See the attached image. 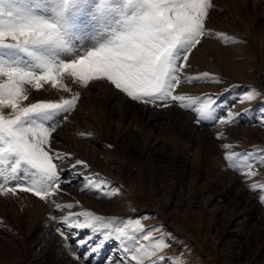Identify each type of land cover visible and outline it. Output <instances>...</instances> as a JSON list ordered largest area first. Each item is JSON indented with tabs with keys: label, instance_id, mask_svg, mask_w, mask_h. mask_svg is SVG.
Listing matches in <instances>:
<instances>
[{
	"label": "rangeland",
	"instance_id": "374dc122",
	"mask_svg": "<svg viewBox=\"0 0 264 264\" xmlns=\"http://www.w3.org/2000/svg\"><path fill=\"white\" fill-rule=\"evenodd\" d=\"M249 2L247 6L241 7L238 1V6L233 3L229 4L230 11H228L236 17L235 24L237 27L227 25V29L221 30L217 26L219 29L216 30L207 22V18H209L207 16L205 32L200 38V44L206 38L216 41L218 53L221 52L229 64H236L234 62L236 58L231 56L232 52L228 50L229 46H239L238 50L241 52L242 60L247 67L245 68L247 80L243 83L234 82L225 85L229 81L228 78L223 79L220 73L212 69H199L194 72L191 68L190 53L189 67L180 73V83L173 92V95H183L185 100L173 101L169 99L166 102H157L155 106L161 107L168 103V106L174 105L181 110L192 113V110L194 111L199 105V101L196 104L192 103V98L201 97L204 94H223L222 99L225 103L221 105V108L216 112L217 114L209 112L199 120L211 119L217 126L226 129L231 124L220 123L215 117L218 115L221 119H226L224 107L231 106L232 102L242 94H247L250 89L264 94V15L258 18L260 9L253 7L255 5L252 4L254 0H249ZM3 8L5 12L12 8L20 9L22 13L55 23L59 28L62 42L58 44H17L14 41H5L0 44V66L35 70L38 73L43 71L42 68L35 67L40 63L39 58L41 57L55 65L57 61L71 63L73 60L86 59L93 52L102 56L101 50L104 47L114 46L118 42L117 37L120 34L126 33L131 26L140 22L150 11L146 0H10V3L9 0H5ZM212 8H216L213 2ZM124 16H131L136 23L126 25L125 31L118 30L115 33V29L118 28L115 24L118 21L121 24L120 20ZM118 17L120 20L117 19ZM0 19H7V17H0ZM231 21L228 19V22ZM213 31L219 33L218 39L212 37ZM220 37L226 39L220 40ZM212 52H214V48ZM67 72H71V70H62L59 74L54 72V75L57 76L56 85L62 84L59 77ZM203 72L218 77L220 82L211 80L189 82L187 80V77H196ZM2 79L4 80L2 81ZM103 79L108 80L105 75L96 76L93 80L100 81ZM2 82H6V78H0V83ZM108 82L117 88L111 81ZM46 84L52 87L56 86H53L50 81H41L40 88H36L34 84H24V91L28 95V100H24V106L38 101L62 103L65 99L68 100L69 97L67 98V96L52 98L49 91L45 89ZM193 84H215L222 85V88L220 91L214 89L199 91L191 88ZM65 88L67 90V86ZM119 90L123 92L121 89ZM180 104L187 105V107H180ZM95 109L97 112H101L97 108ZM242 109H250V115L245 117L244 121L241 120L235 124L259 127L264 134V125L258 122L264 119V95L258 96L249 103L237 104L235 111ZM60 116L62 113H56L53 119L60 118ZM63 121H67V118H64ZM49 123L50 121L45 122V126H49ZM115 128L116 126H113V129ZM162 128L164 130L158 132L160 142L156 144L154 150L162 156L163 160L172 165L169 168L154 167L150 163L139 159L135 160V158L128 157L126 153H122V159L129 163V173L125 170L128 169L127 167L124 172L120 169H113V177L107 174L109 179L103 178V180L101 178L106 173L96 170L99 174L95 172L96 178L101 179L98 182L99 185L92 184L93 180L97 182V179L94 178H92V183H89L91 181L87 180L86 172L81 171V173H76L73 176L77 178V183H82L81 194L102 201L117 198L120 200L117 208L107 211L105 214L94 207L87 206L78 198L77 200L73 199V202L71 199L68 200L66 198L68 195L64 191L55 195L56 197L50 198L51 200H58L56 202H61V204H75L76 202L80 204L78 207L60 212L61 214L56 216L57 221L63 214L67 215L69 211L92 212L104 218L102 221H90L95 231L85 228L80 232L77 239H86L90 234L92 235V239L83 247L73 243L71 237L68 241L71 246L65 247L66 242L61 238L59 232L54 231V229L61 227L56 220V225H53L51 221L53 219L48 217L30 216L24 208L16 203L15 196L0 194V264H88V261L93 259L95 264H107L110 259L117 260L118 264L117 258H123L125 255L124 251H121L124 245L135 250L129 252V257L139 253L143 257L144 264H149L150 260L156 259V256L151 255L153 252L163 257L160 264H168L169 259L174 264H264V203L261 202L259 187L257 190H251L252 184L259 186L264 183V151H262L264 150V142L244 136L238 141L228 136L223 143L224 145L216 147L204 142L201 139L202 136L198 134L197 147L191 151L188 150L189 153H187L188 151H182L181 138L171 133L169 138L172 139L168 140L167 131L169 130H166L165 126ZM135 136L137 135L133 136L129 133V139L132 141L130 144H134L132 147L138 149L144 145V141L137 139L138 137L135 138ZM79 138L83 139L84 136H79ZM126 139L128 140V138ZM225 144L231 145L225 147ZM110 148L111 145H107L101 149L109 153ZM55 149L57 152H63L57 147ZM219 152L222 154L221 156H219ZM69 154L71 153L69 152ZM227 156H231L232 159H226ZM69 157H66L62 164H67L70 161ZM221 157L224 164L223 170L244 176L246 178V192L256 197L257 208H255V212L248 222L246 219H239L241 212H243V207L240 205L243 204L237 202L235 196L237 193L242 194L241 189H239L240 184L233 188V192H230V189L224 191L223 187L227 185V181L222 176L221 170H218L219 158ZM249 165L251 168L248 167ZM13 166L11 158L0 161V168L10 171ZM185 169L189 170L186 171L188 174H185L187 177H182L180 172ZM248 171H252L256 175H246L245 173ZM19 175L25 176L23 167L19 170ZM25 179L27 184L31 183L30 179L27 177ZM173 183L178 187L172 186ZM12 186L9 184V187ZM64 186L67 184L61 187L63 190ZM222 191L225 194L224 199L217 196ZM17 194L36 197L32 193L18 191ZM179 195L183 196L184 204L179 203L176 207L173 199ZM242 196L248 197L246 194H242ZM36 199L40 198L36 197ZM65 212L67 213L65 214ZM50 216L55 215L50 214ZM81 219L84 218L81 217ZM136 219L140 220L143 229L135 223H129V221ZM158 226H161L158 230L149 231L157 229ZM105 233L119 235L120 238L105 237L103 246L97 252L91 253L85 260L84 254L89 251V247L100 241ZM145 233H148V239H142ZM167 234H171L172 238H169ZM160 237H164L169 245L163 251L155 248ZM73 253L79 256L80 260L74 259ZM125 264H138V262L128 259L125 260Z\"/></svg>",
	"mask_w": 264,
	"mask_h": 264
},
{
	"label": "snow or ice",
	"instance_id": "6c2138e0",
	"mask_svg": "<svg viewBox=\"0 0 264 264\" xmlns=\"http://www.w3.org/2000/svg\"><path fill=\"white\" fill-rule=\"evenodd\" d=\"M4 2L5 0H0V17H7V19H0V44L5 41L37 45L62 42L60 30L55 23L22 13L17 8L5 12ZM146 3L150 8L148 14L140 22L131 26L126 33L120 34L114 46L104 47L101 50L102 56L93 52L86 59L73 60L71 63L57 61L55 65L41 57L40 63L35 67L42 68V73L0 66V78H6V82L0 83V160L11 158L14 165L10 171L0 168V194L16 195L18 191L32 193L40 200L50 202L57 212L78 207L79 203L61 204L50 199L63 191L62 184H71L72 181L70 178L62 179L61 174L65 169L60 167V162L70 154L60 153L55 149L53 133L60 126L59 121L45 126V122L53 120L54 114L71 111L78 96L64 100L62 103L38 101L22 106V101L28 100V95L23 88L24 84H34L36 88H40L41 81H50L55 86L57 76L54 72L59 74L62 70H71L72 75L83 80L85 84L92 77L105 75L133 101L144 104L156 105L157 102H166L169 99L185 100L183 95H173V92L180 83V73L189 67L188 58L192 49L200 44V38L205 32V19L209 9L212 8V0H146ZM187 80L189 82L193 80L220 82L218 77L208 72H203L196 77L189 76ZM222 95L204 94L201 97L192 98L194 104L199 101L194 111L201 117H205L209 112L216 113L225 103ZM260 95L264 94L250 89L247 94H242L232 102L231 106L223 108L226 119H221L218 115L216 119L225 124L239 123L250 115L251 110L235 111L236 105L249 103ZM179 106L187 107L184 104ZM5 109H11V114L5 115ZM258 122L264 125V119ZM225 147L228 146L225 145ZM226 159L231 160L232 157L227 156ZM77 165L87 167L82 160H77L71 167L75 168ZM22 167L25 176L19 175ZM248 167L251 168L250 165ZM245 174L256 175L252 171ZM25 177L31 180L30 184H27ZM11 182L15 184L9 187ZM257 187L260 190L261 202L264 203V183L259 186L252 184L251 190H257ZM49 218L57 219L56 216ZM103 219L92 212H69L59 218L57 222L61 227L54 231L59 232L66 242L65 247L71 246L68 243L70 237L73 243L83 247L92 239V235L90 234L86 239H77L80 232L85 228L95 231L90 221ZM129 223H135L143 229L139 219ZM159 227L161 226L149 231H156ZM167 236L172 238L171 234ZM105 237L120 238L119 235L105 233L100 241L89 247V251L84 254L85 260L103 246ZM148 238V233L142 237V239ZM167 247L169 245L164 237H160L155 248L163 251ZM121 251H124L125 255L123 258H117L118 264H125V260L128 259L144 264L143 257L139 253L129 257V252L135 251L134 249L124 245ZM72 255L74 259L80 260L79 256L74 253ZM151 255L156 256V259L150 260L149 264H160L163 257L158 256L156 252ZM88 264H95V260H89ZM107 264H117V260L110 259ZM168 264H174V262L169 259Z\"/></svg>",
	"mask_w": 264,
	"mask_h": 264
},
{
	"label": "bare ground",
	"instance_id": "6f19581e",
	"mask_svg": "<svg viewBox=\"0 0 264 264\" xmlns=\"http://www.w3.org/2000/svg\"><path fill=\"white\" fill-rule=\"evenodd\" d=\"M237 1L238 3H240V7L243 5L247 6V4L250 3L249 0H212L216 8H210V12L208 15L209 18H207V22L209 23V25L216 30L219 28L221 30L227 29V25L237 27L235 24L236 17L232 16L231 13H229V4L233 3L234 5H237ZM257 3H259V5L256 6ZM252 4H255L253 5L254 8L260 9L258 18L263 16L264 1L254 0ZM117 19H119V17ZM228 19L232 21L228 22ZM120 23L121 24H119L118 21L115 24V26H118V28L115 29V33L118 30L125 31L124 27L126 25L128 26L134 24L136 23V21L134 19L132 20L131 16H124L122 17V20H120ZM217 26H219V28ZM207 30L209 32V29ZM229 33L232 34L231 32ZM218 34L213 31L212 37L218 39ZM233 34L235 35L234 32ZM219 39L225 40L226 38L224 39L220 37ZM231 43L233 44V42ZM217 45L218 44L216 41L206 38V40H204L197 48L191 51V68L194 70V72L198 71L199 69H212L220 73L223 79L228 78L229 81L226 84L224 82L225 85L234 82L243 83L245 80H247V70L245 69L247 67L242 60L241 52L238 50L239 46H229L228 50L229 52H232L231 56L236 58V60L234 61L236 62V64H229L225 56L222 55L221 52L218 53V50L216 48ZM213 48L214 52H212ZM209 58L210 60H213L210 61ZM59 78L61 80L60 82L62 83L61 85L59 84L55 87L47 84L45 85V89L49 91V94H51L52 98L57 99L62 96H67V98L69 97V100L78 96V99L76 100V103L72 107L71 111L62 113V116H60V118L53 119L49 123L50 125L52 122L59 121L60 124V126L57 128V131L53 133V137L55 139V147L62 149V153H71L69 157L70 161L67 164H62V161L60 162V166L63 165L64 167L62 168L65 169V171L61 174L62 179L70 178L72 181L70 185L65 183L67 184V186L63 187V191L68 195L66 196L68 200L71 199V201L73 202V199L77 200L78 198L87 206L94 207L96 210L101 211L105 214L107 211L117 208L120 200H118L117 198H113L109 201H102L98 199L94 200L86 194H81L80 191L82 183H77V178H74L73 176H75L76 173H81V171L83 173L86 172V176L88 178L87 180L91 181L89 183H92V178L97 179V176L95 175V172H97L96 170L105 172L106 175L101 179L104 178L106 180L109 179V176L113 177V169H120V171L124 172V169L127 167L128 169L125 170L129 173V163L122 159V153H126L128 157L135 158V160L139 159L146 163H150L154 167L169 168L172 165L163 160L161 158L162 156H160V154L155 152L154 150L156 144L160 142L158 132L160 130H164L162 128L164 126L166 130H169L167 131L168 140L172 139L169 138V136H171V133L174 136L181 138V144L183 146L182 151L184 152L188 150L191 151L192 149L197 147V142L199 141L198 134L202 136L200 137L204 142L210 143L216 147L224 145L223 143L225 142V140H227L228 136L231 137V139H235L238 141L244 136L247 138L249 137L253 140H260L261 142H264V134H262L263 132H261L259 127L247 125L244 126L232 123L231 125L229 124L230 127L227 128L225 126L226 129H224L223 127L221 128L220 126H217L216 123L211 119L204 121L199 120L202 119L201 116L193 110L192 113H190L181 110L174 105L160 107L153 104H144L140 101H133L131 97H129L126 93L121 92L119 89L113 87L108 82L110 80L105 81L103 79L100 81H95L93 80L95 78L94 77L93 79L90 78V80L87 81V84H85L83 80L79 79L76 76H73L71 72H67ZM3 80L4 79H2V81ZM65 86H67V90ZM192 87L195 88V90L199 91H207L211 89L220 91L222 85L193 84L191 88ZM24 104V101H22V106H24ZM95 108H97V110H100L101 112H97ZM11 111V109H5V115H10ZM63 116L67 117V121H63V119L65 118L64 117L62 119ZM198 120L199 122H197ZM113 126H116V128L113 129ZM137 126L140 128H138ZM129 133H131L133 136L137 135L135 136V138L138 137L137 139H143L144 145L138 149H136L135 147L133 148L132 146L134 144H130V142L132 143V141L131 139H129ZM79 136H84L85 139H81L79 138ZM125 137L128 138V140ZM127 141L129 142L127 143ZM107 145H111L109 153H106L101 149L102 147ZM189 151L187 153H189ZM221 155L222 154H220L219 152V156ZM221 159L222 157L219 158L220 166L218 170H221V173H223L222 176L225 177L227 181V185L223 187L224 191H227L226 189H230V192H233V188L240 184L239 189H241V193L248 195L247 198L239 193H237L235 196L238 200L237 202L243 204L240 205V207H243V212H241V216L239 217V219H246V222H248L252 218V214L255 212V208H257V204L255 203L256 197L246 192V178L244 176L236 175L233 172L231 173V171L229 172L228 170H223L224 164ZM77 160L84 161L87 167L83 165H77L75 168H72L71 165L74 164ZM186 171L189 170H181L180 174L182 177H187L185 175L188 174ZM101 179L98 178L97 182H95L96 180H93L94 182L92 184L99 185L98 182ZM14 184L15 183H10L11 186ZM65 184H62L61 187ZM172 186L176 187L177 185L173 183ZM11 196H15L14 200H16V203L24 208L30 216L36 215L37 218H49L50 214H53L55 216H59L61 214L60 212L55 211L56 209L48 201L36 199V197L34 198L31 195L29 196L27 194H16ZM217 196H220L224 199L225 194L222 191ZM182 198V195L174 197L173 203L176 205V207H178L179 203L184 202ZM179 199L182 201L180 202ZM79 205L80 204H78V206ZM66 213L67 212H65V214ZM51 221L53 225H56L55 220Z\"/></svg>",
	"mask_w": 264,
	"mask_h": 264
}]
</instances>
